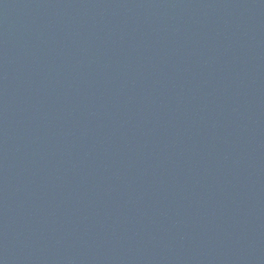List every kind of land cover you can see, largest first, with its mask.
Listing matches in <instances>:
<instances>
[{"label": "water", "instance_id": "1", "mask_svg": "<svg viewBox=\"0 0 264 264\" xmlns=\"http://www.w3.org/2000/svg\"><path fill=\"white\" fill-rule=\"evenodd\" d=\"M0 264H264V0H0Z\"/></svg>", "mask_w": 264, "mask_h": 264}]
</instances>
